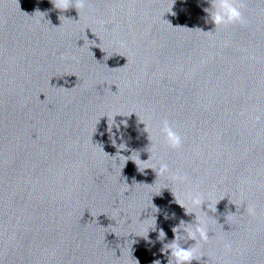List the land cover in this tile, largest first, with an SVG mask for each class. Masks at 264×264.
<instances>
[{
    "label": "water",
    "instance_id": "1",
    "mask_svg": "<svg viewBox=\"0 0 264 264\" xmlns=\"http://www.w3.org/2000/svg\"><path fill=\"white\" fill-rule=\"evenodd\" d=\"M242 5L214 29L205 0H0V264H168L177 203L209 227L192 264H264V0Z\"/></svg>",
    "mask_w": 264,
    "mask_h": 264
},
{
    "label": "clouds",
    "instance_id": "2",
    "mask_svg": "<svg viewBox=\"0 0 264 264\" xmlns=\"http://www.w3.org/2000/svg\"><path fill=\"white\" fill-rule=\"evenodd\" d=\"M205 2L209 4V7L205 8L204 11L207 13L208 22L214 25V29H227L230 26H245L247 24V21L244 18L242 12V0H210V2L209 0H205ZM51 3L53 4L55 9L61 12L67 11L69 8H75L78 14H80V10L84 9L87 6L88 0H51ZM62 19L64 21H72L71 19H66L64 16L60 17L61 21ZM157 134L160 141H162V143L167 148L175 151H179L180 149H182L184 142L183 137L167 118L160 121ZM113 144L115 146V141H113ZM120 149L125 150V145H120ZM155 152L156 145H152V153H150L149 159L145 162H142L139 159V155H137L138 153L136 152H133V154L128 158H125L123 156L118 157L123 158L125 160V164L127 162V159H131L139 169L140 164H146L150 159H154ZM155 161L156 163H154L153 167L156 169V175L159 174L161 176H165L166 174L170 173L171 170L166 162H163L159 159H156ZM171 179L179 184H187L189 181V178L186 175L181 174L180 172L172 174ZM183 197L194 209H197L198 212H209L211 205L209 202H206L203 199V195L199 192L198 189L194 188L191 191L184 193ZM177 204L185 210L186 215L194 214L195 220L192 223H186L185 221L181 220L178 226L173 227L172 232L174 234V239L163 245L162 252L170 253V256L168 257V264H192L193 261H200L201 258L204 257L200 252V248L202 245H205L209 242V227L207 220L202 219L201 216L198 215L197 211L189 212L183 204ZM205 204L207 205V210L203 211L202 205ZM246 211L249 215H255L256 206L254 204H250L246 208ZM231 215L235 216L236 214ZM158 239L160 241H164L166 239V234L162 229L158 233ZM188 240L194 241L195 243L193 246L185 249L184 247H182L181 242H187ZM225 248L231 250V244L226 243ZM137 264H139L138 261ZM153 264H161V261L154 260Z\"/></svg>",
    "mask_w": 264,
    "mask_h": 264
}]
</instances>
